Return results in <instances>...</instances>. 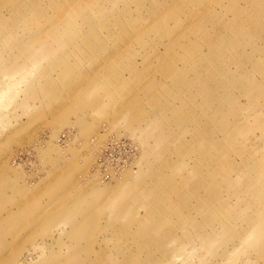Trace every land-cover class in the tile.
I'll return each mask as SVG.
<instances>
[{"label": "rangeland", "instance_id": "obj_1", "mask_svg": "<svg viewBox=\"0 0 264 264\" xmlns=\"http://www.w3.org/2000/svg\"><path fill=\"white\" fill-rule=\"evenodd\" d=\"M0 264H264V0H0Z\"/></svg>", "mask_w": 264, "mask_h": 264}]
</instances>
